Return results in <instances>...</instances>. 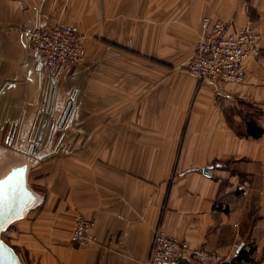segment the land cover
I'll list each match as a JSON object with an SVG mask.
<instances>
[{
  "label": "crops",
  "instance_id": "0c3cea01",
  "mask_svg": "<svg viewBox=\"0 0 264 264\" xmlns=\"http://www.w3.org/2000/svg\"><path fill=\"white\" fill-rule=\"evenodd\" d=\"M205 17L260 33L242 83L184 71ZM58 22L84 58L47 73L24 29ZM244 111L260 137L237 132ZM26 159L38 201L3 230L21 264H144L159 227L224 255L246 241L264 264V0H0V175ZM76 214L90 247L70 242Z\"/></svg>",
  "mask_w": 264,
  "mask_h": 264
},
{
  "label": "built area",
  "instance_id": "2783aa9c",
  "mask_svg": "<svg viewBox=\"0 0 264 264\" xmlns=\"http://www.w3.org/2000/svg\"><path fill=\"white\" fill-rule=\"evenodd\" d=\"M28 47L39 58L44 72L57 68H73L83 61L82 33L73 24L58 22L51 26H33L24 29ZM260 33L247 23L232 26L226 21L203 18L201 31L184 71L200 79L242 83L245 79V61L260 55ZM94 218L76 214L70 233V242L79 248L92 246ZM251 245L243 240L231 244L227 255L205 248L192 247L180 238L169 236L159 227L155 230L148 260L144 264H174L181 260L197 264H222L229 261L237 249Z\"/></svg>",
  "mask_w": 264,
  "mask_h": 264
},
{
  "label": "water",
  "instance_id": "95a60500",
  "mask_svg": "<svg viewBox=\"0 0 264 264\" xmlns=\"http://www.w3.org/2000/svg\"><path fill=\"white\" fill-rule=\"evenodd\" d=\"M54 112L55 107L50 111L51 114L44 116L38 132L39 139L46 130V126L49 123L48 118H52ZM12 133H14L13 128L9 130V135ZM35 143L33 151L36 153L39 148V142L35 141ZM208 169L209 166L204 167L203 173L208 174ZM27 170L28 165L21 163L12 166L8 171L0 175V242H3L7 249L3 260H0V264H21L16 251L2 239L1 234L11 222L22 217L26 211L37 203V194L27 182Z\"/></svg>",
  "mask_w": 264,
  "mask_h": 264
},
{
  "label": "trees",
  "instance_id": "16d2710c",
  "mask_svg": "<svg viewBox=\"0 0 264 264\" xmlns=\"http://www.w3.org/2000/svg\"><path fill=\"white\" fill-rule=\"evenodd\" d=\"M240 105L242 106L245 105V107L248 110L250 108L249 103L240 102ZM226 115H227L226 119L232 124L233 127H235L234 122L232 120V115L231 114H226ZM241 115L245 124V129L244 131L238 130L237 132L240 135L252 136L254 138L260 137L263 133V128L260 124L257 123L254 117L255 116L254 113L253 112L248 113L247 111H244L241 113ZM224 164H225L224 167L230 169L232 172L234 171L231 161H226L224 162ZM252 249H253L252 246L250 247L249 250H247L245 247H241L240 249L236 250L235 254L232 256V258L229 261L224 262L222 264H257V262L254 261L253 258L251 257Z\"/></svg>",
  "mask_w": 264,
  "mask_h": 264
},
{
  "label": "rangeland",
  "instance_id": "374dc122",
  "mask_svg": "<svg viewBox=\"0 0 264 264\" xmlns=\"http://www.w3.org/2000/svg\"><path fill=\"white\" fill-rule=\"evenodd\" d=\"M82 33V32H81ZM82 36H83V38H84V34L82 33ZM83 38H82V40H83ZM82 63V62H81ZM80 63V64H81ZM80 64H78L76 67H78ZM56 110H57V108H56ZM55 110V112H57ZM58 110H59V108H58ZM55 112H54V114H55ZM59 113V112H58ZM54 114H53V116H54ZM57 115V114H56ZM42 119V118H41ZM56 121H58V120H56ZM41 122V121H40ZM48 122L50 123V122H52V118H48ZM36 123H37V121H36ZM41 124H42V122H41ZM49 125V124H48ZM41 126V125H40ZM39 129H40V127H39ZM39 129L37 130V132L35 133V130L33 131V136H34V134L38 137V132H39ZM44 134H46V130H45V132H44ZM43 134V135H44ZM35 136V137H36ZM22 162H26L29 166H31L32 165V161H30V160H28V159H26V160H23V161H21V162H16V163H18V164H20V163H22ZM8 171V170H7ZM27 180H28V178H27ZM28 184H29V181H28ZM29 186L31 187V185L29 184ZM34 187H35V189L38 191L39 189H37L36 188V185H35V183H34ZM33 190V189H32ZM34 191V190H33ZM36 191V192H37ZM40 191V190H39ZM1 237H2V239L4 240V241H6L7 242V240L10 242V240L8 239V237L6 236V234L4 233V231H2V234H1ZM9 242H7L8 244H9ZM9 245H11L12 247H13V249L16 251V253H17V251H20V249H19V247H18V245H16L15 243H13V244H9Z\"/></svg>",
  "mask_w": 264,
  "mask_h": 264
},
{
  "label": "snow or ice",
  "instance_id": "6c2138e0",
  "mask_svg": "<svg viewBox=\"0 0 264 264\" xmlns=\"http://www.w3.org/2000/svg\"><path fill=\"white\" fill-rule=\"evenodd\" d=\"M6 251L7 249L5 245L3 244V242H0V260H3Z\"/></svg>",
  "mask_w": 264,
  "mask_h": 264
},
{
  "label": "bare ground",
  "instance_id": "6f19581e",
  "mask_svg": "<svg viewBox=\"0 0 264 264\" xmlns=\"http://www.w3.org/2000/svg\"><path fill=\"white\" fill-rule=\"evenodd\" d=\"M27 173H28V170H27ZM38 201V200H37ZM33 207V206H32ZM26 213V212H25Z\"/></svg>",
  "mask_w": 264,
  "mask_h": 264
}]
</instances>
